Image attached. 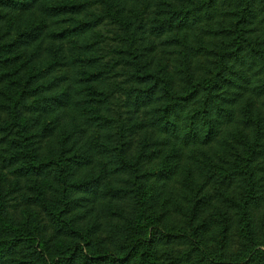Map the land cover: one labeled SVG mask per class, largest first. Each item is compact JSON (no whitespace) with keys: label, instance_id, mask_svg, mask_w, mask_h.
I'll return each instance as SVG.
<instances>
[{"label":"trees","instance_id":"obj_1","mask_svg":"<svg viewBox=\"0 0 264 264\" xmlns=\"http://www.w3.org/2000/svg\"><path fill=\"white\" fill-rule=\"evenodd\" d=\"M138 1H99L108 66L94 0H0V174L49 176L60 236L50 255L0 195V264H264V0H155L135 22Z\"/></svg>","mask_w":264,"mask_h":264},{"label":"rangeland","instance_id":"obj_2","mask_svg":"<svg viewBox=\"0 0 264 264\" xmlns=\"http://www.w3.org/2000/svg\"><path fill=\"white\" fill-rule=\"evenodd\" d=\"M94 1V4L91 5V11L94 16L99 17V20L104 23V26L97 30L99 35L98 49L104 57L103 63L106 65H108V62L112 64L113 59H118V55H115L114 51H118L121 48L120 40L118 39L121 35V32L117 27L109 25L107 20H105V16L103 13L107 11L106 5L99 4L100 0ZM147 1L148 0L138 1V3H136L130 10L131 16L134 17L135 22L138 21L137 17L139 16L143 17L142 20L147 19L145 18V14L148 13V11L146 10L147 4L150 5L149 9H152L154 6H156L155 0H151L149 3H147ZM167 49L168 48L164 46H158L156 53L158 52V50L159 52L153 55L154 59L152 65H154V68L168 65L167 56L165 54V51H167ZM169 66L170 64L168 65V69ZM114 73V76H111V78L108 79L110 86L109 92L111 94H113V92L115 93L113 94L112 105L114 112L119 113L121 110L120 107L127 101L126 94L120 92V90L125 89L130 91L131 84L125 82V70L117 68L115 69ZM110 75H113V71L110 72ZM117 89H119V92H117ZM39 162L43 163V160H39ZM186 167H188V165H186ZM39 174H41V177H27L23 175V173H21L20 171L15 173L14 169L1 173L0 195L9 207L13 221L17 225L24 227L27 230L31 231L33 234H35L39 239L38 242L40 243V245L46 247L45 249L50 253V255H55V253L59 250L60 247V236L56 232H54V227L52 223V219L55 216L52 218L50 217L52 216V214L57 212L56 206H54L53 208V205H55L56 201L55 191L53 183L49 176L42 170ZM220 184L221 183L216 179L212 180L209 183L208 189L204 190V195L206 194L207 196L206 199L210 197L215 201V204L213 205L215 206V208L208 207L209 210L206 212L205 215L206 220H209L210 217L217 214L216 208L220 206L218 196H221L219 194L222 191L221 189L224 187ZM157 195L160 196V203L162 200L170 201L174 193L171 188L163 190L160 187V189H157ZM169 210L170 208L166 207V211ZM168 214L170 215V212H168ZM104 224L105 223L103 222L102 225ZM208 225L211 227L213 224L208 221ZM104 235V232L101 233L102 238L104 237ZM205 236H207V234ZM206 241L209 242L208 237H206ZM236 243H239V241H236ZM258 251L259 252H257V254H262L261 252L264 251V247L260 246L258 248ZM199 259L200 257L197 256L195 258H192L188 262L179 260V264H203V262ZM176 260L177 255L173 257V260H161V264H175Z\"/></svg>","mask_w":264,"mask_h":264}]
</instances>
